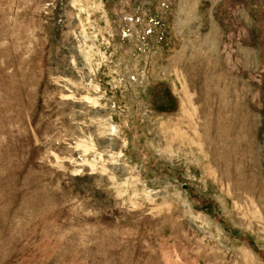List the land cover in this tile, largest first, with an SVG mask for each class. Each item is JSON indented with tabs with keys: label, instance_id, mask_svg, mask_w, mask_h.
Instances as JSON below:
<instances>
[{
	"label": "rangeland",
	"instance_id": "374dc122",
	"mask_svg": "<svg viewBox=\"0 0 264 264\" xmlns=\"http://www.w3.org/2000/svg\"><path fill=\"white\" fill-rule=\"evenodd\" d=\"M0 264H264V0H0Z\"/></svg>",
	"mask_w": 264,
	"mask_h": 264
}]
</instances>
